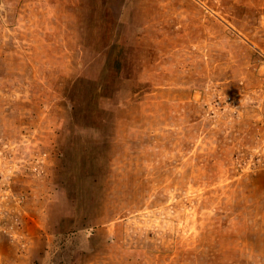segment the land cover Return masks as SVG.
<instances>
[{
	"label": "rangeland",
	"instance_id": "374dc122",
	"mask_svg": "<svg viewBox=\"0 0 264 264\" xmlns=\"http://www.w3.org/2000/svg\"><path fill=\"white\" fill-rule=\"evenodd\" d=\"M0 264H264V0H0Z\"/></svg>",
	"mask_w": 264,
	"mask_h": 264
}]
</instances>
